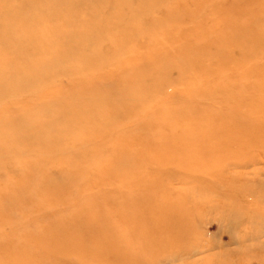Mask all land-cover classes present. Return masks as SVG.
<instances>
[{
	"label": "rangeland",
	"instance_id": "374dc122",
	"mask_svg": "<svg viewBox=\"0 0 264 264\" xmlns=\"http://www.w3.org/2000/svg\"><path fill=\"white\" fill-rule=\"evenodd\" d=\"M87 1L0 0V264H264V0Z\"/></svg>",
	"mask_w": 264,
	"mask_h": 264
},
{
	"label": "bare ground",
	"instance_id": "6f19581e",
	"mask_svg": "<svg viewBox=\"0 0 264 264\" xmlns=\"http://www.w3.org/2000/svg\"><path fill=\"white\" fill-rule=\"evenodd\" d=\"M88 1H90V0H88ZM88 1H87V2H88ZM102 1H103V0H101V3H103ZM128 1H130V0H128ZM128 1H127V2H128ZM145 1H147V0H145ZM151 1H152V0H151ZM157 1H160V0H157ZM164 1H166V0H164ZM190 1H191V0H190ZM203 1H204V0H202V4H205V3H203ZM218 1H219V0H218ZM224 1H225V3H226V1H228V0H224ZM234 1H235V0H234ZM237 1H238V0H236L235 2H237ZM244 1H245V0H244ZM70 2H71V1H70ZM98 2H99V1H98ZM108 2H109L108 4L111 5L110 1H108ZM114 2H115V0H114ZM132 2H133V1H132ZM136 2H137V0H136ZM140 2H141V0H140ZM143 2H144V1H143ZM147 2H148V1H147ZM155 2H156V1H155ZM155 2H153V3L155 4ZM161 2H162V0H161L159 3H161ZM196 2H197V1H196ZM204 2H206V1H204ZM209 2H211V1H209ZM232 2H233V1H232ZM238 2H239V1H238ZM238 2H237V3H238ZM37 3H39V2H37ZM62 3H63V2H62ZM106 3H107V2H106ZM117 3H118V2H117ZM141 3H142V2H141ZM141 3H140V5H141ZM145 3H146V2H145ZM149 3H150V2H149ZM151 3H152V2H151ZM157 3H158V2H157ZM159 3H158V4H159ZM170 3H171V2H170ZM191 3H192V2H191ZM200 3H201V1H200ZM212 3H213V2H212ZM219 3H220L221 5L223 4V5L225 6L224 3L220 2V1H219ZM239 3H240V2H239ZM243 3H244V2H243ZM66 4H67V3H66ZM72 4L74 5V3H72ZM79 4H80V3H79ZM79 4H78V5H79ZM85 4H86V3H85ZM85 4H84V5H85ZM98 4H99V3H98ZM123 4H124V3H123ZM154 4H152V7L154 6ZM174 4H175V3H174ZM220 4H218V5H220ZM59 5H60V4H59ZM73 5H71V6H73ZM90 5H91V4H90ZM92 5H93V4H92ZM143 5H144V4H142V6H143ZM148 5H149V4H148ZM193 5H194V4H193ZM199 5H200V4L197 3L196 6H199ZM231 5H233V3H232V4H230V3L228 4V6H231ZM30 6H31V5H30ZM79 6H80V5H79ZM85 6H86V5H85ZM102 6H103V5H102ZM107 6H108V5H107ZM115 6H116V5H115ZM115 6H114V7H115ZM149 6L151 7V5H149ZM162 6H163V4H162ZM174 6H175V5H174ZM176 6H177V5H176ZM176 6H175V8H176V10H177L178 7H176ZM224 6H223V7H224ZM64 7H65V6H64ZM69 7H70V6H69ZM73 7H74V6H73ZM87 7H88V5H87ZM108 7H109V6H108ZM110 7H111V6H110ZM152 7H151V8H152ZM154 7H156V5H155ZM180 7H181V6H180ZM180 7H179V8H180ZM203 7H204V6H203ZM203 7H202V8H203ZM225 7H226V6H225ZM31 8H32V6H31ZM75 8H76V7H75ZM75 8H74V9H75ZM102 8H103V7H102ZM105 8H107V7H105ZM126 8H127V7H126ZM130 8H132V6H131ZM130 8H128V10H129ZM135 8H136V7H135ZM144 8H145V7H144ZM175 8H174V9H175ZM199 8H200V7H199ZM218 8H219V7H218ZM240 8H241V7H240ZM55 9H56V7H55ZM57 9H58V7H57ZM68 9H69V8H68ZM90 9H91V8H90ZM92 9H94V8H92ZM109 9L111 10L112 8H109ZM113 9H114V8H113ZM138 9H139V8H138ZM140 9H141V7H140ZM156 9H157V8H156ZM180 9L182 10V7H181ZM241 9L243 10V8H241ZM62 10H63V9H62ZM125 10H127V9H125ZM178 10H179V9H178ZM194 10H195V9H194ZM218 10H219V9H218ZM218 10H217V11H218ZM242 10H241V11H242ZM244 10H245V9H244ZM56 11H57V10H56ZM70 11H72V10H70ZM93 11H95V9H94ZM129 11H130V10H129ZM137 11H139V10H137ZM137 11H135V12H137ZM141 11H142V9H141ZM182 11H183V10H182ZM95 12H96V11H95ZM135 12H134V13H135ZM143 12H144V11H143ZM148 12L151 13V9H150V11H148ZM176 12H177V11H176ZM180 12H181V11H180ZM194 12H195V11H194ZM219 12H220V11H219ZM74 13H75V12H74ZM77 13H78V12H77ZM96 13H97V12H96ZM105 13H107V11H106ZM131 13H132V12H131ZM150 13H149V14H150ZM152 13H153V12H152ZM192 13H193V12H192ZM56 14H60V15H61L60 12H57ZM99 14H101V13H99ZM124 14H125V11H124ZM126 14H127V12H126ZM136 14L139 15V13H135V15H136ZM143 14H144V13H143ZM143 14H142V15H143ZM145 14H146V13H145ZM149 14H147V16H148ZM176 14H177V13H176ZM181 14H182V13H181ZM221 14H222V13H221ZM96 15H97V14H96ZM128 15H129V14H128ZM142 15H140V16L142 17ZM153 15H154V13H153ZM169 15H170V14H169ZM183 15H185L186 18H187V13H186V14H183ZM191 15H192V14H191ZM54 16H55V12H54ZM66 16H67V15H66ZM79 16H80V15H79ZM103 16H104V15H103ZM120 16H122V15H120ZM143 16H145V15H143ZM147 16H146V17H147ZM149 16H151V15H149ZM149 16H148V17H149ZM178 16H179V15H178ZM181 16H182V15H180L179 17H181ZM194 16H195V14H194ZM29 17H30V16H29ZM60 17H61V16H60ZM125 17H126V15H125ZM141 17H140V18H141ZM189 17H190V16H188V18H189ZM102 18H103V17H102ZM143 18H144V17H143ZM160 18H161V17H160ZM171 18H172V17H171ZM188 18H187V19H188ZM19 19H21V18L19 17L18 20H19ZM57 19H58V15H57ZM57 19H56V20H57ZM67 19H68V18H67ZM114 19H115V18H114ZM122 19H124V18L122 17ZM127 19H128V20H127L126 23H128V21H129V17H128ZM132 19H133V18H132ZM149 19H150V18H149ZM166 19H167V18H166ZM9 20H10V19H9ZM62 20H63V18H62ZM73 20H74V19H73ZM174 20H176V19H174ZM222 20H223V19H222ZM222 20H220L219 22H222ZM234 20H235V19H234ZM237 20H238V19H237ZM70 21H72V20H70ZM119 21H120V18H119L118 22H117V20H116V22H117L118 24H119ZM142 21H143V20H142ZM12 22H13V21H12ZM12 22H11L10 24H12ZM23 22L26 23V21H22V22H19V23H22V24H24V25H28V24H29L28 22H27L26 24L23 23ZM67 22H68V21H67ZM73 22L77 24L78 20H75V21H73ZM114 22H115V21H114ZM166 22H167V21H166ZM174 22H175V21H174ZM204 22H205V21H204ZM231 22H232V21H231ZM236 22H237V21H236ZM49 23H50V22H49ZM74 23H73V24H74ZM79 23H80V22H79ZM84 23H85V22H84ZM98 23H99V22H98ZM150 23H151V22H150ZM181 23H182V22H181ZM211 23H212V22H211ZM217 23H218V22H217ZM224 23H225V22H224ZM226 23H227V22H226ZM34 24H35V23H34ZM68 24H69V22H68ZM103 24H104V23H103ZM128 24H129V23H128ZM130 24H131V23H130ZM139 24H140V23H139ZM215 24H216V23H215ZM218 24H219V23H218ZM218 24H217V25H218ZM233 24H234V21H233ZM12 25H13V24H12ZM12 25H11V27H12ZM18 25H19V24H18ZM31 25H32V27H33V23H32ZM31 25H29V26H25V27H22L21 25H19V27L21 26V28H24V30L26 31V30H27V27L29 28ZM35 25H36V24H35ZM48 25H49V24H48ZM48 25H47V26H48ZM81 25L84 26L83 23H81ZM113 25H114V23H113ZM115 25H116V23H115ZM224 25H225L224 28H226V25H227V24H224ZM228 25H229V24H228ZM231 25H232V23H231ZM240 25H241V24H240ZM242 25H244V24H242ZM254 25H255V24H254ZM254 25H252V26L254 27ZM39 26H40V25L38 24V26L36 27V29H37ZM72 26H73V25H72ZM125 26H126V25H125ZM150 26H151V25H149V27H150ZM252 26H251V28H252ZM8 27L11 28L10 26H8ZM32 27H31V28H32ZM76 27H77V25H76ZM84 27H85V26H84ZM102 27H103V26H102ZM108 27H109V26H108ZM137 27H138V26H137ZM137 27H136V29H137ZM212 27H213V26H212ZM212 27L209 26V28H211V29H212ZM220 27H221V26H220ZM228 27H229V26H228ZM228 27H227V28H228ZM232 27L234 28L233 25L231 26V28H232ZM236 27H237V26H235V31H236V29H238V28H236ZM239 27H240V26H239ZM243 27L245 28V26H243ZM243 27L241 26V29H243ZM248 27H249V26L247 25V26H246V29H247ZM257 27L260 28L258 25H257ZM263 27H264V26H262V28H263ZM6 28H7V27H6ZM9 28H8V31H10ZM40 28H42V26H41ZM48 28H49V27H48ZM86 28H87V27H86ZM103 28H105V27H103ZM117 28H118V27H117ZM117 28H116V29H117ZM128 28H129V27H128ZM146 28H148V27H146ZM173 28H174V27H173ZM176 28L178 29V27H176ZM203 28H204V27H203ZM207 28H208V26H207ZM217 28H218V27H217ZM13 29H14V28L12 27L11 30L13 31ZM42 29H44V28H42ZM109 29H111V28H109ZM129 29H130V28H129ZM132 29H133V27H132ZM196 29H197V28H196ZM222 29H223V27H222ZM229 29H230V28H229ZM246 29H244V30L246 31ZM2 30H3V27H2ZM20 30H21V29H20ZM30 30H31V29H30ZM30 30H27V33H26V32H23V33H25V34H27V35H28V34L31 35L32 32H30V33L28 32V31H30ZM34 30H35V28H34ZM76 30H77V29H76ZM137 30H138V29H137ZM181 30H182V29H181ZM212 30H214V29H212ZM212 30H210V31H212ZM238 30L240 31V29H238ZM250 30H252V29H249V31H250ZM259 30H260V29H259ZM16 31L18 32V29H17ZM31 31H32V30H31ZM81 31H82V30H80V32H81ZM111 31H112V30H111ZM117 31H118V30H117ZM135 31H136V30H135ZM141 31H142V30H141ZM143 31H144V30H143ZM146 31H147V30H146ZM223 31H224V30H223ZM227 31H228V29H227ZM249 31H247V32H249ZM10 32H11V31H10ZM20 32H21V33H20ZM20 32L17 33V34H19V35L22 34V30H21ZM33 32H34V31H33ZM38 32H39V31H38ZM67 32H68V30L66 31V33H67ZM89 32H90V31H89ZM112 32H113V31H112ZM207 32H208V31H207ZM213 32H214V31H213ZM225 32H226V30H225ZM250 32H251V31H250ZM253 32H254V31H253ZM255 32H256V31H255ZM2 33H5V32H2ZM7 33H8V32H7ZM12 33H16L15 30H14V32H12ZM34 33H35V32H34ZM69 33H70V31H69ZM74 33H76V32H74ZM85 33H86V32H85ZM92 33H93V32H92ZM100 33H101V32H100ZM208 33H209V32H208ZM210 33H211V32H210ZM227 33H228V32H227ZM233 33L236 34L237 31H236V33L232 31V36H233ZM259 33H260V32H259ZM8 34H9V33H8ZM17 34H16V35H17ZM25 34H24V35H25ZM37 34H38V33H37ZM82 34H83V31H82ZM102 34H103V33H102ZM110 34H111V33H110ZM154 34H155V32H154ZM184 34H185V33H184ZM198 34H199V33H198ZM216 34H217V33H216ZM223 34H224V32H223ZM229 34H231L230 31H229ZM244 34H245V32H244ZM253 34L256 35V33H253ZM263 34H264V32H263ZM5 35H6V34H4V36H5ZM13 35H15V34H13ZM19 35H18V36H19ZM22 35H23V34H22ZM35 35H36V34H35ZM35 35H34L33 38H35ZM67 35H68V34H67ZM67 35H66V36H67ZM86 35H87V34H86ZM130 35H131V34H130ZM135 35H136V34H135ZM155 35H156V34H155ZM164 35H165V34H164ZM190 35H191V34H189V36H190ZM196 35H197V34H196ZM203 35H204V34L202 33L201 37H202ZM238 35H239V33H238ZM258 35H259V34H257L256 37H258ZM9 36H12V35H9ZM28 36H29V35H28ZM28 36H27V37H28ZM31 36H33V35H31ZM37 36H38V35H37ZM37 36H36V37H37ZM40 36H41V35H40ZM50 36H51V34H50ZM71 36H72V34H71ZM71 36H70V34H69L68 37H71ZM82 36H84V35H82ZM109 36H111V35H109ZM114 36H115V35H114ZM119 36H120V35H119ZM121 36H122V35H121ZM137 36H138V35H137ZM169 36H170V35H169ZM223 36H224V35H223ZM226 36H227V35H226ZM251 36H253L252 33H250V34L248 35L247 38H249V37H251ZM260 36H261V35H260ZM6 37H7V35H6ZM20 37H21V35H20ZM22 37L24 38V36H22ZM22 37H21V39H23ZM27 37L24 38V41L27 39ZM74 37H75V35H74ZM86 37H87V36H86ZM112 37H113V36H112ZM147 37H148V36H147ZM191 37H192V35H191ZM219 37H220V36H219ZM224 37H225V36H224ZM254 37H255V36H253V38H254ZM7 38H8V37H7ZM12 38H13V37H12ZM14 38H15V37H14ZM14 38H13V39H14ZM16 38H17V37H16ZM18 38H19V37H18ZM51 38H52V36H51ZM120 38H121V37H120ZM125 38H127V37L125 36ZM137 38H139V37H137ZM140 38L142 39V37H140ZM150 38H151V37H150ZM150 38H149V39H150ZM154 38H155L154 40H156L157 36H155ZM169 38H170V37H169ZM204 38H205V37H204ZM229 38H230V37H229ZM231 38H232V37H231ZM233 38H234V37H233ZM241 38H242V37H241ZM241 38H240V40H241V42H243L242 40H243L244 38H242V39H241ZM0 39H1V36H0ZM29 39H31V38L29 37ZM29 39H27V40H29ZM35 39H36V42H37V38H35ZM35 39H31V41L33 40L32 42H35ZM39 39H40V38H39ZM46 39H47V38H46ZM103 39H104V38H103ZM103 39H102V40H103ZM147 39H148V38H147ZM149 39H148V40H149ZM158 39H159V38H158ZM158 39H157V40H158ZM167 39H168V38H167ZM220 39H221V38H220ZM234 39H235V38H234ZM259 39H262V37H260V38H258V39H254V40L251 38L250 41H252L253 43H256L258 46H261L260 44H261V43H264V40H259ZM263 39H264V38H263ZM8 40H10V37H9ZM14 40H15V39H14ZM18 40H19V42L22 41V40H20V39H18ZM27 40H26V41H27ZM48 40H49V39H48ZM50 40H51V42L53 41L52 39H50ZM50 40H49V41H50ZM84 40H85V39H84ZM119 40H120V39H119ZM143 40H144V39H143ZM143 40H141V41H143ZM157 40H156V42H157ZM204 40H205V39H204ZM223 40H224V39H223ZM256 40H258V42H257ZM11 41H13V40L11 39ZM31 41H30V43H31ZM54 41H55V40H54ZM104 41H105V40H104ZM130 41L132 42V40H130ZM164 41H165V40H164ZM216 41H217V40H216ZM226 41H228V40H226ZM226 41H225V42L223 41V43H227ZM250 41H249V42H250ZM19 42H18L17 39H16V43L19 44ZM41 42H42V41H41ZM51 42H50V44H52ZM70 42H71V41H70ZM121 42H123V41H121ZM135 42L137 43V41H135ZM228 42L230 43V41H228ZM12 43H13V42H12ZM21 43H23V42H20V45H21ZM38 43H39V41H38ZM107 43H108V42H107ZM125 43H126V42H125ZM215 43H216V42H215ZM215 43H214V44H215ZM219 43H220V42H219ZM229 43H228V45H229ZM232 43H233V42H232ZM239 43H240V42H239ZM259 43H260V44H259ZM25 44H26V43H24V46H25ZM27 44H28V43H27ZM27 44H26V45H27ZM33 44H34V43H33ZM39 44H40V43H39ZM54 44H55V43H54ZM80 44H81V43H80ZM105 44H106V43H105ZM160 44H161V43H160ZM204 44H205V43H204ZM204 44H203V45H204ZM221 44H222V43H221ZM241 44H243V43H241ZM249 44H251V42H250ZM22 45H23V44H22ZM30 45H31V44H30ZM35 45H36V44H35ZM41 45H42V44H41ZM52 45H53V44H52ZM164 45H165V44H164ZM210 45H211V43H210ZM212 45H213V44H212ZM222 45H223V44H222ZM222 45H220V48H222ZM254 45H255V44H254ZM254 45H251V46H254ZM45 46H46V45H45ZM161 46H162V44H161ZM225 46H226V45H225ZM230 46H231V45H230ZM230 46H229V49H228V50H230ZM238 46H239V45H238ZM238 46H237V47H238ZM246 46H247V45H246ZM246 46H245V47H246ZM248 46H249V45H248ZM248 46H247V48H248ZM263 46H264V45H263ZM71 47H72V45H71ZM76 47H78V46H76ZM106 47H108V46H106ZM106 47H105V48H106ZM129 47H130V49H132L131 46H129ZM226 47H227V46H226ZM233 47H234V46H233ZM233 47H232V48H233ZM243 47H244V45H243ZM25 48H26V47H25ZM27 48H28V46H27ZM54 48H55V47H54ZM73 48H74V46H73ZM78 48H79V47H78ZM113 48H114V47H113ZM217 48H218V47H217ZM220 48H219V52H220ZM251 48H252V47H251ZM254 48H257V47H254ZM50 49H51V48H50ZM115 49L118 50L117 48H115ZM127 49H128V47H127ZM225 49H226V48H225ZM235 49H237V48H235ZM243 49H244V48H243ZM248 49H249V48H248ZM257 49H259V48H257ZM261 49H263L262 46H261ZM37 50H38V46H37ZM105 50H106V49H105ZM112 50H114V49H112ZM232 50H234V49H232ZM241 50H242V48H241ZM31 51H33V50H30V53H32ZM49 51H50V50H49ZM119 51H120V50H119ZM217 51H218V49H217L215 52H217ZM246 51H247V50H246ZM251 51H252V50H251ZM256 51H257V50H256ZM258 51H259V50H258ZM40 52H41V51H40ZM104 52H105V51H104ZM215 52H214V53H215ZM221 52H222V49H221ZM224 52H226V50H224ZM230 52H231V50L229 51V53H230ZM238 52H239V51H238ZM49 53H50V52H49ZM49 53H48V55H49ZM102 53H103V51H102ZM231 53H232V52H231ZM241 53H242V52H241ZM243 53H244V52H243ZM243 53L241 54L242 56H243ZM7 54H8V53H7ZM19 54H22V51H20ZM19 54H18V55H19ZM33 54H34V53H32V57H35L36 55L34 54L35 56H33ZM68 54H69V53H68ZM115 54H116V53H115ZM118 54H119V53H118ZM121 54H122V53H121ZM248 54H250V53H248ZM255 54H256V53H255ZM26 55H27V54H26ZM39 55H41V54H39ZM43 55H44V52H43ZM48 55H47V56H48ZM122 55H123V54H122ZM215 55H216V54H215ZM217 55H219V53H218ZM227 55H228V54H227ZM232 55H233V53H232ZM241 55H240V56H241ZM250 55H252V54H250ZM117 56H118V55H117ZM225 56H226V55H225ZM230 56H231V54L228 55V57H230ZM240 56H239V59H241ZM257 56H258V55H257ZM27 57H29V55H28ZM27 57H26V59H27ZM37 57H38V56H37ZM39 57H40V56H39ZM42 57H43V56H42ZM146 57H147V56H146ZM228 57H227V58H228ZM231 57H232V56H231ZM233 57H234V56H233ZM243 57H244V56H243ZM245 57H247V58L251 57V58H252V56H249V57H248V55L245 56ZM24 58H25V57H24ZM24 58H23V60H24ZM65 58H66V57H65ZM71 58H72V57H71ZM109 58H111V59L113 60L114 56H113V57H109ZM109 58H107V59H109ZM150 58H151V57H150ZM263 58H264V56H263ZM29 59H30V58H29ZM50 59H51V58H50ZM224 59H225V58H224ZM232 59L235 60V58H232ZM69 60H70V59H69ZM112 60H110V61H112ZM145 60H147V59H145ZM211 60H212V59H211ZM236 60H237V58H236ZM243 60H246V58H243ZM243 60H242V61H243ZM254 60H255V59H254ZM37 61H39V59H37ZM62 61H63V60H62ZM74 61H75V60H74ZM222 61H223V58H222ZM224 61L226 62V60H224ZM251 61H252V60H251ZM24 62H25V64H26V61H24ZM31 62H32V61H31ZM31 62H30V63H31ZM34 62L36 63V61H34ZM39 62H40V61H39ZM68 62H69V61H68ZM70 62H71V61H70ZM70 62H69V64H70ZM106 62H107V61H106ZM108 62H109V61H108ZM180 62H181V61H180ZM102 63H103V62H102ZM112 63H114V62H112ZM226 63H227V62H226ZM233 63H234V62H233ZM11 64L13 65L14 63H12V61H11ZM27 64H28V66H29V63H27ZM185 64H186V63H185ZM188 64H189V63H188ZM231 64H232V63H231ZM231 64H230V65H231ZM249 64H250V63H249ZM254 64H256V63H254ZM254 64H253V66H255ZM32 65H34V64H30V68H32ZM36 65H38V64H36ZM224 65H226V64H224ZM232 65H233V64H232ZM10 66H11V65H10ZM234 66H235V65H234ZM34 67H35V66H34ZM75 67H76V66H75ZM225 67H226V66H225ZM225 67L223 68L222 65H221V69L223 68L221 71L225 70ZM228 67H229V66H228ZM260 67H261V66H260ZM36 68H37V67H36ZM36 68H35V72H36V70L38 69V68H37V69H36ZM138 68H139V67H138ZM169 68L172 69V68H173L172 65H170V67L168 66V69H169ZM176 68H177V67H176ZM208 68H209V67H208ZM253 68H254V67H253ZM261 68H262V67H261ZM32 69H33V68H32ZM75 69H77V68H75ZM177 69H178V68H177ZM177 69H176V71H177ZM181 69H182V68H181ZM183 69H185V68L183 67ZM229 69H231V66H230ZM249 69H250V68H249ZM140 70H141V68H140ZM173 70H174V68H173ZM173 70H172V71H173ZM178 70H180V69H178ZM231 70H234V69H231ZM231 70H230V71H231ZM261 70H262V69H261ZM263 70H264V69H263ZM31 71H32V70H31ZM89 71H90V70H89ZM153 71H154V70H153ZM221 71H220V69H219V72H221ZM258 71H259V70H258ZM75 72H76V70H75ZM79 72H81V71H79ZM148 72H149V71H148ZM180 72H181V70H180ZM183 72H185V70H184ZM187 72H188V71H186V73H187ZM210 72H211V71H210ZM33 73H34V72H32V75H33ZM76 73H78V72H76ZM150 73H152V72H150ZM175 73H176V72H175ZM178 73H179V72H178ZM188 73H189V72H188ZM223 73H224V71H223ZM230 73H232V71H231ZM28 74H29V73H28ZM30 74H31V73H30ZM30 74H29V75H30ZM140 74L145 76L147 73H146V74H144V73H143V74L140 73ZM214 74H216V73H214ZM242 74H243V73H242ZM244 74H245V73H244ZM247 74H248V73H247ZM84 75H85V74H84ZM141 75H140V77H141ZM150 75H151V74H150ZM150 75H148V76H149V77H152V76H153V75H152V76H150ZM217 75H219V74H217ZM217 75H214V76H216V77H220V75H221V77H222V76H225V75L222 74V73H221L219 76H217ZM230 75H232V74H230ZM260 75H261V74H260ZM27 76H28V75H27ZM78 76H79V74H78ZM146 76H147V75H146ZM146 76H145V77H146ZM172 76H173V75H172ZM232 76H233V75H232ZM232 76H231V77H232ZM5 77H6V76H5ZM81 77H83V75H81ZM86 77H88V76H85V78H86ZM132 77H133V79H134V76H132ZM156 77H157V75H156ZM156 77H155V78H156ZM163 77H164V76H163ZM194 77H196V75H194ZM221 77L218 78L217 80L220 81ZM231 77H230V78H231ZM242 77H245V76L242 75ZM250 77H252V76H250ZM28 78H29V76H28ZM225 78H226V77H225ZM3 79H4V78H3ZM6 79H8V78H6ZM79 79H80V78H79ZM133 79H132V80H133ZM137 79H139V78H137ZM141 79H142V78H140V80H141ZM150 79H152V80H150ZM150 79H149L150 81H154V78H150ZM223 79H224V77H223ZM223 79H221V80H223ZM0 80H1V79H0ZM29 80H31V79H29ZM155 80H156V79H155ZM160 80H161V82H162V81H163V78L160 79ZM208 80H209V79H208ZM226 80H229V79H226ZM231 80H232V79H231ZM233 80H234V79H233ZM245 80H246V79H245ZM37 81H38V80H37ZM77 81H78V80H77ZM134 81H135V80H134ZM141 81H142V80H141ZM143 81H145V80H143ZM213 81H214V80H213ZM219 81H218V82H219ZM223 81H225V80H223ZM229 81H230V80H229ZM236 81H237V80H236ZM236 81H235V82H236ZM80 82H81V81H80ZM154 82H155V81H154ZM161 82H157V83H159V85H160ZM262 82H263V81H262ZM29 83H30V82H29ZM137 83H138V80H137ZM142 83H143V82H142ZM212 83H213V82H212ZM214 83H215V82H214ZM228 83H229V82H228ZM36 84H37V83H36ZM36 84L34 83L33 85H36ZM154 84H155V83H154ZM161 84H162V83H161ZM221 84H222V83H221ZM39 85H40V84H39ZM137 85H138V84H137ZM163 85H164V84H162V86H163ZM224 85H225V84H224ZM86 86L88 87L89 85H86ZM160 86H161V85H160ZM162 86H161V87H162ZM164 86H165V85H164ZM164 86H163V87H164ZM221 86H222V85H221ZM11 87H12V86H11ZM84 87H85V86H83V89H85ZM137 87H139V86H136V88H137ZM141 87H142V86H141ZM145 87H146V86H145ZM145 87H144V88H145ZM154 87H155V86H154ZM157 87H158V86H157ZM163 87H162L161 89H163ZM212 87H213V86H212ZM142 88H143V87H142ZM142 88H140V91H141ZM144 88H143V90H144ZM217 88H218V87H217ZM217 88H216V89H217ZM223 88H224V87H222L221 89L223 90ZM252 88H253V87H252ZM7 89H8V87H7ZM81 89H82V88H81ZM148 89H150V88L148 87ZM253 89H254V88H253ZM257 89H259L258 86H257ZM145 90H147V88H146ZM211 90H212V89H211ZM219 90H220V89H219ZM250 90H251V89H250ZM81 91H82V90H81ZM84 91L87 92V94H88L87 88H86ZM84 91H83V92H84ZM140 91L138 90V92L140 93V96H142L143 93H142V95H141V92H140ZM148 91H149V90H148ZM223 91H224V90H223ZM223 91H222V92H223ZM242 91H243V89H242ZM203 92H204V91H203ZM215 92H216V91H215ZM250 92H251V91H250ZM255 92H256V91H255ZM89 93H91V92H89ZM136 93H137V89H136ZM146 93H147V92H146ZM148 93H149V92H148ZM216 93H217V92H216ZM220 93H221V92H220ZM252 93H253V92H252ZM92 94H93V93H92ZM92 94L90 95L91 97H92ZM98 94H99V93H98ZM205 94H206V93H205ZM221 94H222V93H221ZM9 95H10V94H9ZM9 95H8V97H9ZM82 95L86 97V94L82 93ZM94 95H95V94H94ZM99 95H100V94H99ZM101 95H103V94H101ZM101 95H100V96H101ZM137 95H138V93H137ZM95 96H96V95H95ZM145 96H146V95H145ZM145 96H144V97H145ZM147 96H148V95H147ZM2 97H4V96H2ZM8 97H6V99H7ZM101 97H102V96H101ZM144 97H141V98H144ZM148 97H149V96H148ZM148 97H147V98H148ZM82 98H83V97H82ZM93 98H94V97H93ZM93 98H90V100L93 99ZM95 98L99 99V98H98V95H97ZM141 98H140V99H141ZM4 99H5V97H4ZM4 99H2V100H4ZM88 99H89V98H88ZM97 99H96V101H98L99 103H100V101L102 102V100H97ZM145 99H146V98H145ZM81 100H82V99H81ZM91 101H92V100H91ZM96 101H95V102H96ZM233 101H234V100H233ZM77 102H78V101H77ZM82 102H83V101H82ZM88 102H89V101H88ZM88 102H86V103H88ZM73 103H75V105H76V100H74ZM92 103H93V102H92ZM140 103H142V102L140 101ZM83 104H85V103L83 102ZM73 105H74V104H73ZM77 105H78V104H77ZM92 105H93V104H92ZM100 105H101V104H99V108L102 107V106H100ZM89 106H90L89 108H91V104H90ZM94 106H95V104H94ZM97 107H98V106H97ZM78 108H79V107H78ZM85 108H86V107H85ZM256 108H257V107H256ZM68 109H69V108H68ZM231 109H232V108H231ZM231 109H230V110H231ZM233 109H234V108H233ZM233 109H232V110H233ZM236 109H237V108H236ZM254 109H255V107H254ZM258 109H259V108H258ZM73 110H74V109H73ZM79 110H80V108H79ZM87 110H88V108H87ZM101 110H103V109H101ZM223 110H224V109H223ZM256 110H257V109H256ZM256 110H255L254 112H256ZM10 111H11V110H10ZM18 111H19V110H18ZM35 111H36V110H35ZM66 111H67V110H66ZM66 111H64V112H66ZM68 111H69V110H68ZM94 111H95V110H94ZM94 111H92V113H94ZM234 111H235V110H234ZM234 111H233V112H234ZM249 111H250V110H249ZM263 111H264V110H263ZM3 112H4V111H3ZM76 112H77V111H76ZM76 112H75V113H76ZM83 112H84V111H83ZM83 112H82V113H83ZM188 112H189V111H188ZM251 112H252V111H251ZM4 113H5V112H4ZM34 113H35V112H34ZM66 113H67V112H66ZM68 113H70V111H69ZM84 113L86 114V113H88V112L85 111ZM95 113H96V112H95ZM226 113H227V115L229 114L228 111H227ZM0 114H1V113H0ZM8 114H9V113H8ZM31 114H32V113H31ZM70 114H74V113H72V111H71ZM96 114H97V113H96ZM101 114H102V113H101ZM230 114H231V112H230ZM235 114L237 115V113L234 112V115H235ZM65 115H67V114H65ZM83 115H84V114H83ZM83 115H82V116H83ZM89 115H90V114H89ZM36 116H37V115H36ZM68 116H69V118H68L69 120H68V121H70V119H71V118H70L71 115H68ZM68 116H65V118L68 117ZM76 116H77V115H76ZM78 116L81 117V116H80V113H79ZM78 116H77V118H78ZM90 116H91V115H90ZM90 116H89V117H90ZM95 116H97V115H95ZM95 116H94V117H95ZM98 116H99V115H98ZM98 116H97V118H98ZM103 116H105L104 113H103ZM94 117L91 116V119L94 118ZM113 117H114V116H113ZM229 117H230V116H229ZM231 117H233V116H231ZM231 117H230V118H231ZM237 117H238V116H237ZM22 118H24V117H22ZM25 118H26V117H25ZM73 118H74V117H73ZM75 118H76V117H75ZM77 118H76V119H77ZM82 118H83V117H82ZM82 118L80 119V121L82 120ZM87 118H88V117H86V119H87ZM114 118H115V117H114ZM114 118H112V119H114ZM235 118H236V117H235ZM235 118L233 117L232 119H235ZM19 119H20V118H19ZM36 119H37V118H36ZM53 119H54V118H53ZM53 119H52V120H53ZM56 119H57V118H56ZM56 119H54V120L56 121ZM86 119H85V121H86ZM12 120H13V119H12ZM71 120L74 121L75 119H71ZM95 120H96V117H95ZM97 120H98V119H97ZM97 120H96V121H97ZM235 120H236V119H235ZM235 120H234V121H235ZM238 120H239V119H237V121H238ZM16 121H17V120H16ZM19 121H20V120H19ZM55 121H53V122H55ZM73 121H72V123L74 124ZM80 121H79V122H80ZM89 121H90V120H89ZM105 121H106V120H105ZM162 121H163V120H162ZM169 121H170V120H169ZM26 122H27V121H26ZM58 122H59V119L57 120V123H58ZM60 122H61V121H60ZM108 122H109V121H108ZM231 122H232V121H231ZM86 123H87V122H86ZM93 123H94V121H93ZM95 123H96V122H95ZM97 123H101V121H100V122L98 121ZM97 123H96L95 125H97ZM104 123H105V122H104ZM51 124H52V123H51ZM67 124H69V123H67ZM22 125H23V124H22ZM74 125H75V124H74ZM77 125H78V124H77ZM98 125H99L98 127H100V124H98ZM205 125H206V123H205ZM1 126H2V125H1ZM71 126H72V125H71ZM71 126H70V124H69V127H71ZM82 126H83V124H82ZM87 126H88V125H87ZM87 126H86V125L84 126V127H85L84 129H85V130H86V129H89V128H86ZM163 126H164V125H163ZM77 127L79 128V126H77ZM94 127H95V126H94ZM233 127H234V125H231V128H233ZM235 127H236V128H240V125H238V126L235 125ZM2 128H3V127H2ZM74 128H76V127H74ZM81 128H82V127H81ZM100 128H101L100 131L103 132V131H102V127H100ZM228 128H229V126H228ZM45 129H46V127H45ZM76 129H77V128H76ZM92 129H93V128H91V130H92ZM94 129H95V128H94ZM1 130H2V129H1ZM46 130H47V129H46ZM85 130H84V131H85ZM91 130H89V131H91ZM95 130H96V129H95ZM98 130H99V128H97V131H98ZM228 130H229V129H228ZM13 131H14V130H13ZM36 131H37V130H36ZM81 131H82V130H81ZM97 131H96V132H97ZM2 132H3V131H2ZM27 132H28V131H27ZM73 132H75V131H73ZM98 132H99V131H98ZM37 133H38V132H37ZM82 133H83V131H82ZM203 133H204V132H203ZM24 134H26V136H27V133H24ZM24 134H23V135H24ZM40 134H41V133H40ZM44 134H46V133H43V135H44ZM76 134H77V133H75V135H76ZM80 134H81V133H80ZM80 134H79V135H80ZM83 134H84V133H83ZM86 134H87V133H86ZM107 134H108V133H107ZM15 135H16V134H15ZM35 135H36V134H35ZM37 135H38V134H37ZM73 135H74V133H73ZM77 135H78V134H77ZM87 135H89V134H87ZM100 135H101V134H100ZM100 135L97 134V135H95V136H97L96 138H99L98 136H100ZM103 135H106V134L104 133ZM24 136H25V135H24ZM44 136H45V135H44ZM80 136H82V135H80ZM89 136H90V135H89ZM92 136H93V135H92ZM22 137H23V136H22ZM82 137H83V136H82ZM86 137H87V136H86ZM108 137H109V136H108ZM41 138H42V137H41ZM88 138H89V137H87L86 140H88ZM23 139H24V138H23ZM26 139H27V138H26ZM30 139H31V138H30ZM43 139H44V138H43ZM43 139H42V141H44ZM83 139H84V138H83ZM83 139H82V140H83ZM17 140H18V139H17ZM31 140H32V139H31ZM31 140H30V142H31ZM37 140H38V139L35 140V144H36V145H37V143H36ZM89 140H90V138H89ZM94 140H95V139H94ZM21 141H23V140H22V139L19 140L20 143H22ZM74 141H75V140H74ZM16 142L18 143V141H16ZM27 142H29V140H28ZM79 142H80V141H79ZM14 144H15V143L13 142V145H14ZM26 145H27V143H26ZM28 145H29V143H28ZM31 146H32V143H31ZM34 146H35V145H34ZM219 146H221V145H220V144L217 145V148H219ZM228 146H229V144H228ZM206 147H207V148H211V145H206ZM38 148H39V147H38ZM228 148H229V147H228ZM250 191H251V190H250ZM255 191H256V190H255ZM253 192H254V191H253ZM39 194H40V193H39ZM37 195H38V194H37ZM146 197H147V196H146ZM157 198H158V196H157ZM157 198H156V200H157ZM164 198H165V200H166L168 203L174 199L173 197H172L171 199H168L169 196H166V195H164ZM179 198H180V197H179ZM159 199H160V197H159ZM175 200H176V199H175ZM105 201H106V200H105ZM152 201H154V200H152ZM166 201H164V203H165ZM146 202H148V201H146ZM176 204H177V202H176ZM180 204H181V203H180ZM180 204H179V205H180ZM163 206H164V205H162L161 201L159 202V200H158V202H156V206H154L152 203H150L149 206H148V205H147V206H146V205H143V208L146 207V209H145L146 211H148V210H152V212H153L154 214L158 215L160 212H162V210H163ZM113 210H114V209H113ZM113 210H112V211H113ZM112 211H111V212H112ZM145 240H147V239H145ZM148 240H149V238H148ZM63 253H64V252H63Z\"/></svg>",
	"mask_w": 264,
	"mask_h": 264
}]
</instances>
